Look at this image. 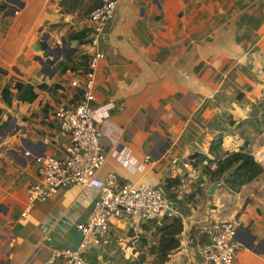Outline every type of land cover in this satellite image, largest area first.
<instances>
[{
	"label": "crops",
	"instance_id": "crops-1",
	"mask_svg": "<svg viewBox=\"0 0 264 264\" xmlns=\"http://www.w3.org/2000/svg\"><path fill=\"white\" fill-rule=\"evenodd\" d=\"M86 9L62 14L52 0H0V264H42L63 250L87 264H129L143 241L157 243L147 237H158L166 219H179L182 232L165 264H198L214 227L234 220L233 264H264V175L236 192L219 182L209 194L214 183L190 161L200 154L215 164L246 146L264 168V122L252 123L264 106V0H120L93 48ZM84 29L82 42L71 39ZM95 53L102 58L91 70ZM90 74L93 106L108 108L99 175L157 188L177 216L111 219L98 243L80 248L77 225L96 193L73 184L30 207L28 190L39 182L35 157L67 156L54 112L79 102L70 83L83 86ZM16 85L34 98H18Z\"/></svg>",
	"mask_w": 264,
	"mask_h": 264
},
{
	"label": "built area",
	"instance_id": "built-area-1",
	"mask_svg": "<svg viewBox=\"0 0 264 264\" xmlns=\"http://www.w3.org/2000/svg\"><path fill=\"white\" fill-rule=\"evenodd\" d=\"M52 1L59 3L61 0ZM119 3L120 0H102L101 5L88 15L85 25L90 31L92 48L97 45ZM101 58L100 54L95 53L90 63L91 70ZM91 77L92 74L87 76L83 86L78 78L74 79L70 86L80 90L79 102L74 106H58L54 112L60 134L69 140L67 156L63 159L47 155L35 157L39 182L28 190L30 207L37 202H46L58 190L73 184H79L96 193L89 218L77 225V230L83 237L80 248H85L90 242L98 243L105 235L111 219L133 218L148 222L159 217L177 216L170 201L157 188L146 184L121 183L113 172L99 175L105 163L101 148L103 133L99 124L104 121L108 108L93 106ZM43 142H47V139ZM259 160L264 164V156ZM260 188L264 192V181ZM239 230L240 224L236 220L214 227L206 244L198 249V264H233L238 249L235 239ZM59 262L87 264L79 251L69 250L53 252L42 264Z\"/></svg>",
	"mask_w": 264,
	"mask_h": 264
},
{
	"label": "trees",
	"instance_id": "trees-1",
	"mask_svg": "<svg viewBox=\"0 0 264 264\" xmlns=\"http://www.w3.org/2000/svg\"><path fill=\"white\" fill-rule=\"evenodd\" d=\"M102 0H61L59 2L60 12L62 14H72L76 10H81L84 5H87L85 19L88 15L98 6H100ZM87 30L81 31L71 35V39H75L79 42L84 40ZM85 57H81L84 60ZM18 98L23 100H31L34 98V94L29 91L25 92L24 88L20 85H16ZM3 100L9 105L10 99L8 98V90L5 88L2 92ZM261 105L256 106V110ZM261 121L264 122V113L261 115ZM253 125H258L256 112L252 115ZM217 147L211 145L210 152L216 150L219 146V142L216 143ZM192 167H200L202 172L208 176L211 183L222 182L226 189L236 192L242 186L249 184L264 175V168L258 164L254 158L246 151V146L238 152L225 153L224 156L219 158L214 164L207 157L195 154L190 158ZM167 218V217H164ZM169 219V218H168ZM182 232V223L179 219H171L170 221L164 220L161 227L158 229V241L155 244L148 245L146 241H143L141 246L147 247V255L152 257L150 264H165L169 256L173 251L179 248V235ZM145 254H140L137 259L129 264H147Z\"/></svg>",
	"mask_w": 264,
	"mask_h": 264
},
{
	"label": "rangeland",
	"instance_id": "rangeland-1",
	"mask_svg": "<svg viewBox=\"0 0 264 264\" xmlns=\"http://www.w3.org/2000/svg\"><path fill=\"white\" fill-rule=\"evenodd\" d=\"M86 17V15L84 16V18ZM260 111L262 112L260 115H257L258 113H260ZM264 113V106H263V108H262V106H260L259 107V110H258V112H256V116L258 117L259 116V118L261 117V115ZM261 119V118H260ZM257 127L259 128V126L257 125ZM157 235H155V234H150L148 237H147V239H148V243L150 244V243H152V242H154V241H157ZM142 252L145 254V259H146V263L147 264H150L151 262H152V257H149L148 255H147V247H145V248H143L142 249Z\"/></svg>",
	"mask_w": 264,
	"mask_h": 264
},
{
	"label": "water",
	"instance_id": "water-1",
	"mask_svg": "<svg viewBox=\"0 0 264 264\" xmlns=\"http://www.w3.org/2000/svg\"><path fill=\"white\" fill-rule=\"evenodd\" d=\"M217 185H218V183H214V184L210 187L208 193H209V194H212V193L214 192L215 188L217 187Z\"/></svg>",
	"mask_w": 264,
	"mask_h": 264
}]
</instances>
